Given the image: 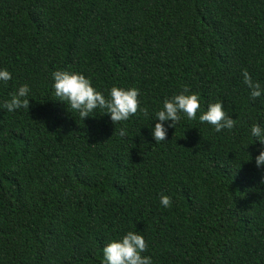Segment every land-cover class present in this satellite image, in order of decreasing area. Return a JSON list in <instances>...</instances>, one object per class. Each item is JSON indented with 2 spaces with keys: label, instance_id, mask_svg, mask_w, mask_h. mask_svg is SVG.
<instances>
[{
  "label": "trees",
  "instance_id": "1",
  "mask_svg": "<svg viewBox=\"0 0 264 264\" xmlns=\"http://www.w3.org/2000/svg\"><path fill=\"white\" fill-rule=\"evenodd\" d=\"M0 67V102L30 89L27 110L0 109V264H101L127 230L153 264H264V165L248 134L264 94L241 76L264 86V0H0ZM58 69L105 96L137 88V113L81 121L52 95ZM185 86L197 116L219 100L234 127L182 118L155 142L151 114Z\"/></svg>",
  "mask_w": 264,
  "mask_h": 264
},
{
  "label": "clouds",
  "instance_id": "2",
  "mask_svg": "<svg viewBox=\"0 0 264 264\" xmlns=\"http://www.w3.org/2000/svg\"><path fill=\"white\" fill-rule=\"evenodd\" d=\"M243 83L247 86L250 98H257L264 94V86L253 80L247 70L241 71ZM12 78L7 68L0 67V84H6ZM52 95L56 100L67 103L82 121L93 116L95 109H102L100 114L107 113L109 120L116 122L126 121L137 113L139 90L135 87L111 86L107 96L97 90L89 77L78 71L58 69L51 73ZM30 89L28 84L21 83L9 93L7 99L0 102V109L13 112L17 109H28ZM198 94L189 92L187 87L162 100L161 105L151 114L152 125L150 134L155 142L165 140L168 128L174 127L182 118L191 121L198 118L200 122L211 125L213 131L230 130L234 127V119L226 114L219 100L207 104L205 110L197 116L200 109ZM140 112L148 115V110L139 107ZM97 114V113H96ZM125 129L121 127L118 134L123 135ZM248 134L260 142L258 154L254 157L255 166L261 169L264 165V123L255 122L249 126ZM249 143H246V147ZM259 183L264 184V169L261 170ZM159 204L168 208L171 197L161 193ZM146 249V242L138 231L127 230L118 239L109 240L102 247L101 264H153L152 257L142 255Z\"/></svg>",
  "mask_w": 264,
  "mask_h": 264
}]
</instances>
